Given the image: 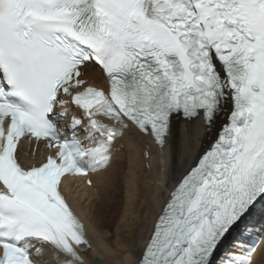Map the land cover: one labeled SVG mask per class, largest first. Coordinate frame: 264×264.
<instances>
[{
	"label": "snow or ice",
	"instance_id": "1",
	"mask_svg": "<svg viewBox=\"0 0 264 264\" xmlns=\"http://www.w3.org/2000/svg\"><path fill=\"white\" fill-rule=\"evenodd\" d=\"M180 120L209 140L198 152L186 141L175 169ZM138 134L169 159L141 152L167 195L132 264H253L264 240V0H0V264H37L45 251L44 264H88L62 184L94 187L90 174L113 169ZM26 142L47 149L38 164L25 162Z\"/></svg>",
	"mask_w": 264,
	"mask_h": 264
},
{
	"label": "bare ground",
	"instance_id": "2",
	"mask_svg": "<svg viewBox=\"0 0 264 264\" xmlns=\"http://www.w3.org/2000/svg\"><path fill=\"white\" fill-rule=\"evenodd\" d=\"M90 82L102 86L103 74L89 72ZM174 152L172 165L175 169L184 166L182 146L191 141L196 152L208 143L209 137L197 123L187 124L180 120L175 123ZM124 147L116 153L117 163L107 173L91 174L94 187L85 179L66 181L67 190L63 193L80 217L84 220L93 249L89 250L87 261L91 264L95 257L101 264H132L140 258L152 229L166 199L167 193L153 181L157 179L156 161L148 167V159L141 155L150 144L142 135L126 137ZM150 152L162 160L169 159L166 147L163 157H158V147L151 145ZM24 159H32L24 145ZM31 165V163L29 164ZM134 171L136 180L129 183V173ZM231 246V245H230ZM36 256V255H35ZM44 264L49 259L45 251L36 256ZM253 264H264V243L254 257Z\"/></svg>",
	"mask_w": 264,
	"mask_h": 264
},
{
	"label": "water",
	"instance_id": "3",
	"mask_svg": "<svg viewBox=\"0 0 264 264\" xmlns=\"http://www.w3.org/2000/svg\"><path fill=\"white\" fill-rule=\"evenodd\" d=\"M92 264H101V260H100V258L96 257V258L93 260Z\"/></svg>",
	"mask_w": 264,
	"mask_h": 264
}]
</instances>
